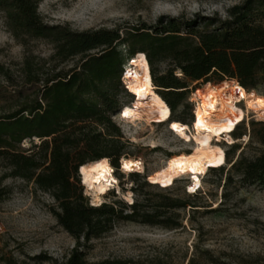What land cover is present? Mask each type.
Returning <instances> with one entry per match:
<instances>
[{"label": "trees", "instance_id": "1", "mask_svg": "<svg viewBox=\"0 0 264 264\" xmlns=\"http://www.w3.org/2000/svg\"><path fill=\"white\" fill-rule=\"evenodd\" d=\"M0 12L10 35L22 45L26 40H42L52 47L48 59L28 53L15 68L0 65V182L20 179L50 196L57 223L74 240L62 264H163L158 257L91 263L85 251L92 240L102 238L118 223L175 231L184 228L183 222L191 225L196 215L220 208L191 204L190 199L201 192L184 194L185 198L163 193L155 198L142 196L128 205L115 200L92 206L83 196L78 169L106 158L116 171L119 161L128 157L125 149L130 142L111 117L128 105L125 99H133L120 79L127 61L136 55L148 65L151 84L169 109L168 122L187 124L174 114L179 107L180 114H187L192 122L186 99L197 86L234 80L249 91L264 85V0H243L228 8L223 19L166 17L127 31H75L67 25H48L37 11V0H0ZM73 59L76 63L66 66ZM163 64L166 67L161 70ZM231 135L234 140L247 135L246 143L252 138L264 147L263 123H250L247 132L236 128ZM24 141L29 143L26 149ZM244 146L229 145L223 153L225 165L209 169L232 172L238 178L237 189L262 188L264 152L247 158L242 154ZM145 177L140 190L150 186ZM231 183L229 174L221 189ZM7 193L0 185V202ZM193 248L187 264H196L199 253L205 264L245 263L224 260L223 253L213 257L209 250L199 252L197 245Z\"/></svg>", "mask_w": 264, "mask_h": 264}, {"label": "rangeland", "instance_id": "2", "mask_svg": "<svg viewBox=\"0 0 264 264\" xmlns=\"http://www.w3.org/2000/svg\"><path fill=\"white\" fill-rule=\"evenodd\" d=\"M242 1L37 0V11L42 21L48 25H67L75 31L100 28H122V31H127L132 26L152 25L158 19L166 17L196 20L216 16L223 19L228 8ZM262 25L264 27V21ZM28 53L48 59L52 55V47L42 40H26L22 45L10 35L3 13L0 12V65L15 68ZM76 61L77 59L70 60L66 66H71ZM165 67L163 64L161 70ZM225 82L229 85L237 83L234 80ZM187 84L190 82L187 81ZM207 84L212 88L218 85ZM205 86L206 84L197 86L187 96L186 102L191 108V114L195 105L193 100L199 102L198 93ZM246 92L264 97V85ZM125 101L132 103V106H124L120 110V116L126 120L115 119L125 140L130 142V146L125 149L128 157L122 159L134 160L142 170L139 173L125 174L120 171L121 166L116 171L112 167L117 185L102 196L101 203L116 200L128 205L142 196L155 198L163 193L185 198V187L190 184L187 175H171L166 183L150 184L141 190L139 186L143 183V176H146L144 180L149 184L148 177L153 171L165 167L170 157L191 152L198 143L200 138L194 137L193 132H185L191 124L187 114H180L181 107L174 113L183 117L187 126L175 121L167 124L156 114H152L148 106L142 104L145 108L139 107L131 98ZM235 104L233 122L235 119V124L243 120L239 130L247 132L250 123L264 124L263 120L251 112L248 113L242 103L239 106L244 113ZM228 138L235 144H246L242 154L247 158L264 152V147L252 138L246 143L247 135L239 140H234L232 135ZM228 138L222 135L218 139L212 138L211 144L220 146L223 151L228 150ZM22 147L28 148V141H24ZM132 174H138L139 177L134 178ZM229 174L232 176V183L221 189L225 176ZM172 176L175 177L170 179ZM199 176L201 189L196 193L201 194L191 198V204L210 205V208H220L219 212L196 215L191 225L183 222L184 228L175 231L134 222L118 223L108 234L89 243V248L85 251L86 260L96 263L106 258L152 260L158 257L163 264H187L188 258L194 254L193 246L197 245L199 252L209 250L213 257L223 253L224 260L245 262L244 264L257 261L258 264H264V187L245 186L237 189L235 183L238 178L226 170H207ZM78 179L83 196L91 205L79 175ZM0 185L8 190L0 202V264H62L72 249L74 240L57 223L52 211L55 204L50 196L34 189L32 184L16 178H6ZM134 188H137V192L132 191ZM128 193L131 202L124 198V194ZM224 193L226 200L221 197ZM220 201L222 205L218 206ZM204 260L205 257L200 253L196 256V264H205Z\"/></svg>", "mask_w": 264, "mask_h": 264}, {"label": "bare ground", "instance_id": "3", "mask_svg": "<svg viewBox=\"0 0 264 264\" xmlns=\"http://www.w3.org/2000/svg\"><path fill=\"white\" fill-rule=\"evenodd\" d=\"M135 57L134 74L132 79L126 82L130 93L135 96L133 101L139 107L145 108L142 104L148 106L152 114H156L160 120L167 122L170 115L169 109L159 95L153 92L147 63L144 59ZM198 99L197 103L193 100L195 117L192 120V131L188 129V134L193 132L194 137L200 140L191 152L172 156L167 160L165 167L153 171L148 177V182L151 184H164L171 175H187L189 179L192 178L190 189L195 190L200 185L199 174L206 172L209 168L223 165V150L220 146L211 144V141L212 138L218 139L221 135L228 138L235 127L242 123L243 120L235 124L236 119L233 122L234 103L236 108L243 112L237 105L242 100L243 107L248 113L251 112L264 121V97L246 92L237 83L229 85L228 82L223 81L215 88L206 84L204 90L198 93ZM227 140L230 144L233 143L231 138ZM120 166V171L125 174L139 173L142 170L141 166L132 159H121ZM78 172L85 194L90 197L92 206L100 205L102 196L117 182L112 173L113 168L106 158L86 163L80 166ZM124 198L131 202L129 193L124 194Z\"/></svg>", "mask_w": 264, "mask_h": 264}, {"label": "built area", "instance_id": "4", "mask_svg": "<svg viewBox=\"0 0 264 264\" xmlns=\"http://www.w3.org/2000/svg\"><path fill=\"white\" fill-rule=\"evenodd\" d=\"M137 56V55H136ZM134 57L133 58H131V59H129L128 61H127V63H126V65H125V67H124V69H123V72H122V76H121V79H120V81H121V84H122V86L124 87V89L126 90V91H128L129 93H130V90L128 89V87H127V84H126V82L129 80V79H132V75L134 74V66H133V64H134ZM153 90L155 91V89L153 88ZM132 94V93H131ZM132 96H133V99H134V95L132 94ZM241 103H242V100H241ZM241 103H239V104H237L238 106L241 104ZM126 106H132V103H128V105H126ZM195 106V105H194ZM240 107V106H239ZM123 108V107H122ZM120 110L121 109H119V111L116 113V114H114L112 117H111V119L115 122V119H117L118 121H123V120H126L125 118H122L121 116H120V114L122 113V112H120ZM116 115V116H115ZM192 116H193V119H194V117H195V113H194V109L192 110ZM116 123V122H115ZM167 124L169 123L168 122V120H167V122H166ZM117 124V123H116ZM153 124H156V123H153ZM159 124H161V123H159ZM119 125V124H118ZM117 125V126H118ZM119 127V126H118ZM191 131H192V122H191V124L189 125V126H187ZM240 126H236L235 127V129L236 128H239ZM120 128V127H119ZM234 129V130H235ZM234 130L230 133V135L234 132ZM186 133H188L189 131L188 130H186L185 131ZM121 133H122V131H121ZM122 136H123V133H122ZM242 137H244V136H242ZM123 138H124V136H123ZM125 139V138H124ZM128 142H129V140H127ZM223 141H225V140H223ZM230 145V144H229ZM224 152V151H223ZM225 165V160H224V164H223V166ZM120 166V165H119ZM207 170H210V169H207ZM113 173V172H112ZM200 177V176H199ZM146 178V177H145ZM189 182L191 183L192 182V178H190L189 179ZM149 184H151L150 182H149ZM115 185H117V182L116 183H114V185H112L111 186V188L110 189H113V187L115 186ZM153 185V184H152ZM190 185V184H189ZM189 185L187 186V187H185V194L186 195H193V194H195L199 189H201V185H199L195 190H191L190 189V187H189ZM109 191V190H108Z\"/></svg>", "mask_w": 264, "mask_h": 264}, {"label": "water", "instance_id": "5", "mask_svg": "<svg viewBox=\"0 0 264 264\" xmlns=\"http://www.w3.org/2000/svg\"><path fill=\"white\" fill-rule=\"evenodd\" d=\"M119 165H120V161H119ZM78 175H79V172H78Z\"/></svg>", "mask_w": 264, "mask_h": 264}]
</instances>
